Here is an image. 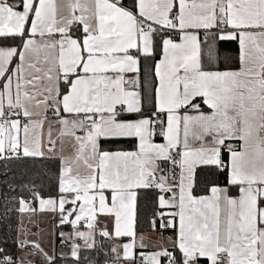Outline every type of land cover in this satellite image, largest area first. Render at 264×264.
<instances>
[{
	"label": "snow or ice",
	"instance_id": "6c2138e0",
	"mask_svg": "<svg viewBox=\"0 0 264 264\" xmlns=\"http://www.w3.org/2000/svg\"><path fill=\"white\" fill-rule=\"evenodd\" d=\"M28 257L264 264V0H0V264Z\"/></svg>",
	"mask_w": 264,
	"mask_h": 264
},
{
	"label": "rangeland",
	"instance_id": "374dc122",
	"mask_svg": "<svg viewBox=\"0 0 264 264\" xmlns=\"http://www.w3.org/2000/svg\"><path fill=\"white\" fill-rule=\"evenodd\" d=\"M20 255H24V253H20ZM28 259H35V260H37V262H40L41 264H43V262L39 258H36V257H28Z\"/></svg>",
	"mask_w": 264,
	"mask_h": 264
},
{
	"label": "crops",
	"instance_id": "0c3cea01",
	"mask_svg": "<svg viewBox=\"0 0 264 264\" xmlns=\"http://www.w3.org/2000/svg\"><path fill=\"white\" fill-rule=\"evenodd\" d=\"M158 239V237L156 235H153V240Z\"/></svg>",
	"mask_w": 264,
	"mask_h": 264
},
{
	"label": "built area",
	"instance_id": "2783aa9c",
	"mask_svg": "<svg viewBox=\"0 0 264 264\" xmlns=\"http://www.w3.org/2000/svg\"><path fill=\"white\" fill-rule=\"evenodd\" d=\"M37 264H41L40 262H37Z\"/></svg>",
	"mask_w": 264,
	"mask_h": 264
}]
</instances>
